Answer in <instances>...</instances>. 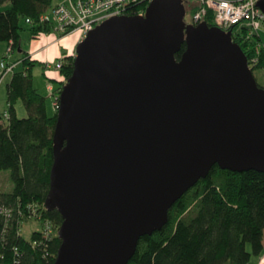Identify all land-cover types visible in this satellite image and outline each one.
Returning a JSON list of instances; mask_svg holds the SVG:
<instances>
[{
	"label": "water",
	"instance_id": "obj_1",
	"mask_svg": "<svg viewBox=\"0 0 264 264\" xmlns=\"http://www.w3.org/2000/svg\"><path fill=\"white\" fill-rule=\"evenodd\" d=\"M186 16L155 0L78 44L45 202L63 218L54 264H129L215 166L264 173V88L231 32Z\"/></svg>",
	"mask_w": 264,
	"mask_h": 264
},
{
	"label": "trees",
	"instance_id": "obj_2",
	"mask_svg": "<svg viewBox=\"0 0 264 264\" xmlns=\"http://www.w3.org/2000/svg\"><path fill=\"white\" fill-rule=\"evenodd\" d=\"M54 0H0V44L21 50L22 33L33 36L51 33L41 16L52 9ZM188 13L186 0H184ZM197 6L190 12L194 14ZM31 19L32 24L27 20ZM206 23L214 27L212 14ZM28 27V28H27ZM249 61L254 46L236 39ZM186 44L176 55L180 60ZM255 67L264 69V54ZM63 86L74 71L75 57L62 60ZM22 69L15 70L8 85V110L0 114V172L8 171L13 188L0 192V264H54L61 246L63 224L58 211L45 208L54 163V133L58 111L50 116L47 97L34 86L33 69L39 65L25 55ZM63 88V87H62ZM60 89V94L62 91ZM22 101L29 117L18 118L15 105ZM8 115V118L6 117ZM6 119L7 124L3 121ZM37 210L42 219L33 215ZM42 220L53 234L35 232L23 238V224ZM264 254V173H235L215 166L206 179L180 199L169 213L168 224L143 237L129 264H252Z\"/></svg>",
	"mask_w": 264,
	"mask_h": 264
},
{
	"label": "built area",
	"instance_id": "obj_3",
	"mask_svg": "<svg viewBox=\"0 0 264 264\" xmlns=\"http://www.w3.org/2000/svg\"><path fill=\"white\" fill-rule=\"evenodd\" d=\"M155 0H67L50 11L44 13L41 23L49 24L55 34L61 38L79 34V43L83 42L89 33L102 23L124 16H145L148 7ZM264 0H195L197 11L192 14V25L197 26L206 22L210 14L216 27L225 32H231L233 40L236 39L249 46H254L255 55L251 59L250 67L253 69L259 63V57L264 54V42L261 30L264 27V12L259 3ZM32 24L31 19L27 20ZM188 25V24H187ZM13 46L10 44L6 56L1 63L3 70L2 79L13 74L17 63H9L8 59L14 54ZM63 66L59 60L55 67L58 71ZM53 92V88H49ZM60 97V96H59ZM54 103L56 111L60 108V98ZM8 118V115L6 116ZM33 215L42 219L37 210ZM45 236L50 237L53 229L50 223H46Z\"/></svg>",
	"mask_w": 264,
	"mask_h": 264
},
{
	"label": "crops",
	"instance_id": "obj_4",
	"mask_svg": "<svg viewBox=\"0 0 264 264\" xmlns=\"http://www.w3.org/2000/svg\"><path fill=\"white\" fill-rule=\"evenodd\" d=\"M66 1L67 0H64L63 2L56 4L55 2H53L52 8L62 3H65ZM74 41L75 39L72 37V35L67 36L65 38H61L57 34H53V33H48V34L44 33L39 36H33L31 32H28L27 34H23L22 36L21 44H20L21 50H17L19 51L20 54L23 55L22 58H18L15 60V53L17 51H14V54L10 59H8V61L9 63L18 64L16 70H18L21 67V62L25 55H29L32 61H38L39 65H41L42 68L44 69L45 75L47 76L48 80L52 82H56L55 86L52 84L48 86L49 95L42 94L47 98H51L53 100V105H54L56 98L60 96V89L62 88L63 85L62 84L63 76L60 74V71L56 69L54 63L59 60H63L66 57H71V56L75 57L77 47L74 49L73 46ZM9 46L10 44L7 43L0 44V66L6 56V52ZM1 70H0V78L2 79L3 70L2 71ZM12 76L13 74H9L5 76L1 81L9 78L10 79L9 83H10ZM50 87L53 88V92H50L49 90ZM262 263H264V254L261 258H258L257 264H262Z\"/></svg>",
	"mask_w": 264,
	"mask_h": 264
},
{
	"label": "rangeland",
	"instance_id": "obj_5",
	"mask_svg": "<svg viewBox=\"0 0 264 264\" xmlns=\"http://www.w3.org/2000/svg\"><path fill=\"white\" fill-rule=\"evenodd\" d=\"M63 1L64 0H54L55 4L63 2ZM194 2H195V0H186L188 13H187L185 21L188 25H192V13L190 12V9L194 6V4H195ZM28 32H30V31L29 30L24 31L22 33V36H23V34H27ZM53 34H55L54 31H53ZM260 34H261L262 40L264 42V27L261 30ZM72 37L75 39V41L73 43V46L75 49L78 45V42H79V34L72 35ZM22 56L23 55L20 54L19 51H17L15 53V60L18 58H22ZM57 62H55L54 64H56ZM22 67L23 66L21 64V67L19 69H22ZM1 69L2 68L0 66V70ZM252 70L254 72V75H255L259 85L264 88V69H259L257 67H254ZM33 76H34L33 80H34L35 88L43 95L48 94V86L50 84H52L54 86L56 85V82H52V81L48 80L47 76L45 75V71L41 65H37L33 69ZM1 80L2 79L0 78V114L5 116L7 113V110H8V106H9L8 105V84H9L10 79L8 78V79H5L3 81H1ZM62 87H63V85H62ZM15 107H16V111L18 114V118L26 119L29 117L28 111L26 110V107L22 101H18L17 104L15 105ZM47 107H48L49 115L50 116L55 115L56 109L53 105V100L51 98H47ZM3 122L5 124H7L6 119ZM9 175H10V173L8 171H1L0 172V192H10L12 190L13 185L10 181ZM44 228L45 227L42 223V220L26 221L23 224V231H22L23 238L27 241H30L35 232H43ZM252 263L257 264L258 258L254 257L252 260ZM262 264H264V263H262Z\"/></svg>",
	"mask_w": 264,
	"mask_h": 264
}]
</instances>
